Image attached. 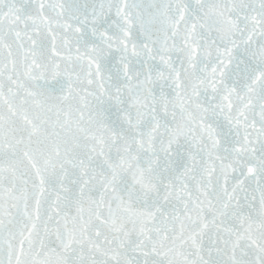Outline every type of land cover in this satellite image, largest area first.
<instances>
[{
  "label": "snow or ice",
  "instance_id": "6c2138e0",
  "mask_svg": "<svg viewBox=\"0 0 264 264\" xmlns=\"http://www.w3.org/2000/svg\"><path fill=\"white\" fill-rule=\"evenodd\" d=\"M0 264H264V0H0Z\"/></svg>",
  "mask_w": 264,
  "mask_h": 264
}]
</instances>
